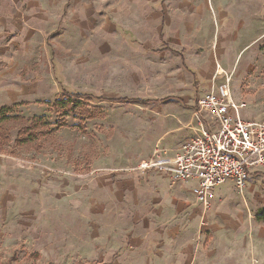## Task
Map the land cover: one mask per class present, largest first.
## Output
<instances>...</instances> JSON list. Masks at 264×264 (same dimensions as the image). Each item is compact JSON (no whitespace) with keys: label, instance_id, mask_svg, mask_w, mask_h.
<instances>
[{"label":"rangeland","instance_id":"1","mask_svg":"<svg viewBox=\"0 0 264 264\" xmlns=\"http://www.w3.org/2000/svg\"><path fill=\"white\" fill-rule=\"evenodd\" d=\"M144 1L0 0V108L14 106L25 120L44 117L49 132L17 147V133L30 123L8 126L11 138L0 151V264H152L130 247L145 243L144 231L151 230L193 231L186 238L190 250L206 252L222 240L234 245L235 237L219 235L234 227L235 200L248 250L213 264H264V224L254 221L264 206V171L242 192L222 185L227 190L217 192L205 213L188 189H163L155 177L135 181L141 161L174 149L165 129L166 111L176 112L162 108L170 78L164 61L152 56L160 45L145 42ZM189 2L211 11L221 0ZM136 25L142 28H131ZM259 51L257 57L264 48ZM259 80L246 79L242 91L256 93ZM64 94L85 96L68 116L50 109ZM119 98L156 102H109ZM167 199L173 200L165 208ZM150 243L167 239L155 235ZM164 256L159 253V264Z\"/></svg>","mask_w":264,"mask_h":264},{"label":"crops","instance_id":"2","mask_svg":"<svg viewBox=\"0 0 264 264\" xmlns=\"http://www.w3.org/2000/svg\"><path fill=\"white\" fill-rule=\"evenodd\" d=\"M144 4L146 6L143 21L145 42L160 45V52L152 56L164 61L161 64L162 70L167 72L170 78L169 87L162 88V93H166L170 99L162 108L174 107L176 110L173 115L170 111H166L168 116L165 129L167 147L173 146L174 149L165 151L162 155L168 159L173 158L178 148L193 136L187 123L190 122L198 98L209 91L215 73L218 75L215 79L216 84L223 83V74L232 75L230 96L234 103L245 105L241 110L244 121L264 120V54L257 57L259 50L264 48V0H221V3L211 8V11L205 4L200 2L192 4L189 0H145ZM131 28H142V26L136 25ZM207 39L209 41H205ZM181 50L185 51L180 53ZM254 67L257 69L254 70ZM255 76L262 80H259L256 93L250 88L242 91V84L246 79ZM148 101L150 102L147 105L156 102ZM180 124L182 126L177 128L176 126ZM180 142L182 143L179 145ZM128 159L129 162L131 160L136 162L135 157ZM133 173L136 182H145L155 177L163 189L176 187L188 189L197 206L203 210L194 199L193 182L171 183L167 173L153 171ZM255 173L259 172H252L247 182ZM226 183L235 186L232 181L224 184ZM221 186L215 189L212 202L217 192L224 193L227 190V188H220ZM171 200L173 199L164 201L163 206L166 208L167 204H172ZM233 202L232 213L237 220L233 228L219 236L235 237L234 245L226 244L227 240H222L220 241L222 245H212L206 252L199 246L198 250L193 248L190 250V244H186L190 240L186 238H190L193 231L185 234V231L181 229L173 236L163 234L159 230H151L147 233L144 229H140L135 232H145V243L139 245L135 243L130 247L134 249V252L141 253L139 255L141 260L151 259L149 263L152 264H159L158 257L161 252L166 253L163 257L165 264H173V262L175 264H213L219 259L238 260L248 249L244 247V232L239 225L242 210L237 200ZM203 212L206 211L203 210ZM155 235L165 236L167 244L151 245L150 242ZM135 237L138 238V236ZM186 253L194 255L190 257ZM173 254H176V257H173Z\"/></svg>","mask_w":264,"mask_h":264},{"label":"built area","instance_id":"3","mask_svg":"<svg viewBox=\"0 0 264 264\" xmlns=\"http://www.w3.org/2000/svg\"><path fill=\"white\" fill-rule=\"evenodd\" d=\"M217 76L198 98L189 122L193 136L176 155L168 159L157 154L133 169L167 173L171 183L193 182L194 199L204 211L210 209L217 187L232 181L242 192L252 172L264 171V120L244 121L245 105L230 96L232 75L223 74L221 84L215 83Z\"/></svg>","mask_w":264,"mask_h":264},{"label":"trees","instance_id":"4","mask_svg":"<svg viewBox=\"0 0 264 264\" xmlns=\"http://www.w3.org/2000/svg\"><path fill=\"white\" fill-rule=\"evenodd\" d=\"M85 98L84 95L74 94L67 95L64 94V97L55 100L52 104H50V109L59 110L64 112L68 110V113H62V115H70L74 111H76L82 103V100ZM110 103H123V104H140L147 105L150 101L141 100V99H128V98H119L112 99L109 101ZM44 117H34L28 120L24 118H19L14 114V106L8 107L3 106L0 108V151L3 147H7V144L11 138L10 132L11 128L9 125L17 123L21 121L23 124H29L27 127L23 126L22 129L16 135V140L14 141V145L17 147H24L29 145L33 141L43 140L45 137L49 135V132L45 130L47 127L46 122H44ZM23 136L27 138L21 139ZM254 221L258 224H264V206L259 208L254 216Z\"/></svg>","mask_w":264,"mask_h":264}]
</instances>
